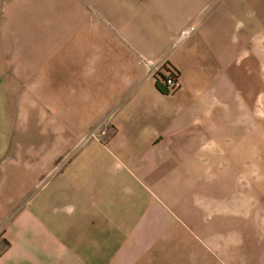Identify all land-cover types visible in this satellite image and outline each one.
Instances as JSON below:
<instances>
[{
  "label": "crops",
  "instance_id": "1",
  "mask_svg": "<svg viewBox=\"0 0 264 264\" xmlns=\"http://www.w3.org/2000/svg\"><path fill=\"white\" fill-rule=\"evenodd\" d=\"M261 21L264 0H0V86L28 87L37 135L0 143V264H264L213 174L230 61Z\"/></svg>",
  "mask_w": 264,
  "mask_h": 264
},
{
  "label": "rangeland",
  "instance_id": "2",
  "mask_svg": "<svg viewBox=\"0 0 264 264\" xmlns=\"http://www.w3.org/2000/svg\"><path fill=\"white\" fill-rule=\"evenodd\" d=\"M246 24L251 30L246 28L244 53L234 58V68L230 61L229 68L227 105L230 135L228 148L222 151L228 158V164L214 166L213 174L214 177L220 175L223 189L228 190L230 204L243 207L244 221L260 224V230L247 231L250 236L259 232L255 237L264 239V21ZM241 56L243 68L240 63L236 64ZM23 88L28 87L10 85L7 80H3L0 86L3 158L12 157L8 147L30 145V140L37 137L30 133V110L22 105H28L30 94L24 92L20 101L19 93Z\"/></svg>",
  "mask_w": 264,
  "mask_h": 264
},
{
  "label": "built area",
  "instance_id": "3",
  "mask_svg": "<svg viewBox=\"0 0 264 264\" xmlns=\"http://www.w3.org/2000/svg\"><path fill=\"white\" fill-rule=\"evenodd\" d=\"M143 63L148 76L154 79L156 85L165 93L173 95L182 89L178 70L166 59L144 60ZM100 135L104 136L105 132H101ZM98 136L99 134H92V137Z\"/></svg>",
  "mask_w": 264,
  "mask_h": 264
},
{
  "label": "trees",
  "instance_id": "4",
  "mask_svg": "<svg viewBox=\"0 0 264 264\" xmlns=\"http://www.w3.org/2000/svg\"><path fill=\"white\" fill-rule=\"evenodd\" d=\"M158 87V86H157ZM162 92H164L160 87H158Z\"/></svg>",
  "mask_w": 264,
  "mask_h": 264
}]
</instances>
